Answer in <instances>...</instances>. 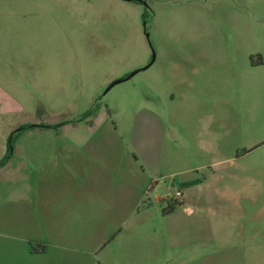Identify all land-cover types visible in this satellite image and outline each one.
Segmentation results:
<instances>
[{
	"label": "rangeland",
	"instance_id": "obj_1",
	"mask_svg": "<svg viewBox=\"0 0 264 264\" xmlns=\"http://www.w3.org/2000/svg\"><path fill=\"white\" fill-rule=\"evenodd\" d=\"M0 89V264H264V0H0ZM107 127L142 197L29 254L10 209Z\"/></svg>",
	"mask_w": 264,
	"mask_h": 264
},
{
	"label": "crops",
	"instance_id": "obj_2",
	"mask_svg": "<svg viewBox=\"0 0 264 264\" xmlns=\"http://www.w3.org/2000/svg\"><path fill=\"white\" fill-rule=\"evenodd\" d=\"M261 65L259 56L256 60H251V67ZM1 94L0 89V97ZM155 123L154 127L156 125L158 131L161 122L155 119ZM113 132L114 130L107 127L106 130H100L94 135L92 143L79 144L78 147L71 146L72 144L64 146L66 151L63 162L53 163L55 167L62 169V178L54 180L53 174L42 178L43 188L47 190L46 195L42 197L26 195L20 208L16 204L12 206L11 216L14 219L25 218L28 225L31 224L32 231L40 234L38 236L32 234L33 240L43 242L41 247L28 251L29 254L41 256L45 254L48 245L60 249H79L87 224L114 213L117 214V221H120L119 215L131 209V207L125 209V206L132 187L136 190L137 196L142 197V191L150 180H146L143 172L136 168V162L131 161L129 157L131 151L128 147H126L128 150H125L124 147L114 144ZM151 135V132L140 131L133 134L136 140ZM158 135L156 132L154 137L157 138ZM1 149H4L2 158L7 151V140L1 143ZM11 149L12 152L15 149L13 140ZM11 156L12 153L9 154V158ZM8 159L0 167H3ZM5 213L2 210L1 215ZM13 223L12 220L11 227H7L1 221V228L10 230ZM95 247L91 245L90 249Z\"/></svg>",
	"mask_w": 264,
	"mask_h": 264
},
{
	"label": "trees",
	"instance_id": "obj_3",
	"mask_svg": "<svg viewBox=\"0 0 264 264\" xmlns=\"http://www.w3.org/2000/svg\"><path fill=\"white\" fill-rule=\"evenodd\" d=\"M95 109V104H93L84 114H89L91 113L93 110ZM43 125V124H42ZM26 126V125H25ZM30 126V125H28ZM47 126V125H44ZM24 127V126H23ZM20 127V128H23ZM13 140V135H9L8 139H7V151L4 154V156L0 159V166L9 158V154H10V145L12 143Z\"/></svg>",
	"mask_w": 264,
	"mask_h": 264
},
{
	"label": "water",
	"instance_id": "obj_4",
	"mask_svg": "<svg viewBox=\"0 0 264 264\" xmlns=\"http://www.w3.org/2000/svg\"><path fill=\"white\" fill-rule=\"evenodd\" d=\"M153 59H154V55H152L150 61L144 66V68L147 67V66L153 61ZM135 72H136V70L132 71L131 73H129L128 75H126V76L123 77V78H118V79L113 80V81H112V82L106 87L105 91H106L107 89H109L112 85H114L115 83H117V82H119V81H121V80H123V79H126V78L130 77V76H131L133 73H135Z\"/></svg>",
	"mask_w": 264,
	"mask_h": 264
}]
</instances>
